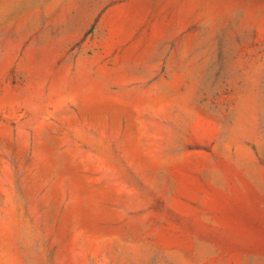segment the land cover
<instances>
[{
	"label": "rangeland",
	"instance_id": "rangeland-1",
	"mask_svg": "<svg viewBox=\"0 0 264 264\" xmlns=\"http://www.w3.org/2000/svg\"><path fill=\"white\" fill-rule=\"evenodd\" d=\"M0 264H264V0H0Z\"/></svg>",
	"mask_w": 264,
	"mask_h": 264
}]
</instances>
